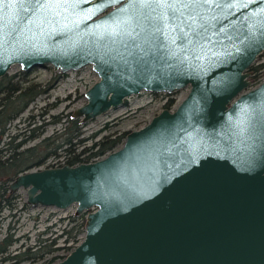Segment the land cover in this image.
Here are the masks:
<instances>
[{"label":"water","instance_id":"95a60500","mask_svg":"<svg viewBox=\"0 0 264 264\" xmlns=\"http://www.w3.org/2000/svg\"><path fill=\"white\" fill-rule=\"evenodd\" d=\"M3 0L0 79L15 65L100 80L73 119L189 89L95 162L31 170L26 204L86 215L56 264H264V0ZM171 7L175 15H169ZM39 8V10H37ZM191 12V15H189Z\"/></svg>","mask_w":264,"mask_h":264},{"label":"rangeland","instance_id":"374dc122","mask_svg":"<svg viewBox=\"0 0 264 264\" xmlns=\"http://www.w3.org/2000/svg\"><path fill=\"white\" fill-rule=\"evenodd\" d=\"M263 62L264 53L253 66ZM21 72L20 66L15 65L8 75L19 76ZM19 79H27L30 84H36L46 89V92L25 113L8 125V134L3 137L0 148L4 149L9 142L14 140V137H17L14 140L15 145L28 140L26 145L19 149L21 152L28 148L38 147L45 139L61 135L66 127V117L73 115L75 110L87 103L85 93L100 80L91 66L64 75H60L59 71H56L52 66H45L34 69L25 78L20 75L17 80ZM252 87L255 86L252 85ZM188 93L189 89H186L173 95L143 92L130 97L124 107L112 110L88 123H82V137L80 138L82 143L72 147V152H65L64 149L58 150L57 155L48 158L44 165L31 170L61 167L67 163L70 156L81 154L83 151L87 152L83 156L86 158L98 150L99 143L101 146L102 142L114 140L125 134L128 136V134L148 126L156 116L167 109L166 106L170 100H173V105L169 110L174 111ZM34 134L38 137L30 139ZM121 147L122 145L118 146L116 150ZM53 150H55V145L46 143L37 152ZM102 158H96L92 162ZM6 182L11 183V181ZM15 195L18 199L14 209H4L0 216V245L9 237L13 241L8 253L4 256L0 254V264H16L15 260L3 262L4 258H15L16 256H20L21 259L27 256L33 257V259L20 264H45L52 259L54 260L52 263L56 264L66 259L84 240L85 230H80V233L77 234V241L66 244L64 242L66 238L63 237L53 245L65 227L67 230L71 229L69 221L72 216H75L76 206L67 211L41 206L34 208L28 205L26 208V191L21 189L15 192ZM83 216L86 220V215ZM77 231H74V235Z\"/></svg>","mask_w":264,"mask_h":264},{"label":"trees","instance_id":"16d2710c","mask_svg":"<svg viewBox=\"0 0 264 264\" xmlns=\"http://www.w3.org/2000/svg\"><path fill=\"white\" fill-rule=\"evenodd\" d=\"M248 71L250 73L252 85H258L263 77L264 62L256 66H251ZM28 74L29 73L21 72L20 75L25 78ZM19 76L6 75L0 79V147L3 137L8 134V125L17 120L46 92V89L36 84H30L27 82V79L17 80ZM172 105L173 100H170L166 108L171 109ZM66 118V127L62 134L55 138L43 140L38 147L28 148L21 152L19 149L23 145H26L28 140L15 145L14 140H16L17 137H14V140L9 142L5 149L0 148V216L4 209L13 210L18 199L15 193L10 192L9 184L6 181L12 182L18 175L31 169L41 167L48 158L57 155L58 150L64 149L65 152H72V147L82 143L80 139L82 137L81 120L73 119L72 115H68ZM36 137L38 136L34 134L30 139H35ZM126 137V134L121 135L114 140L102 142L101 146L99 143L98 150L86 158L83 157L84 154L87 153L86 151H83L81 154H74L68 158L66 165L77 166L83 163H90L96 158H102L115 151L118 146L123 145ZM46 143L55 145V150L38 153L37 150L43 148ZM25 207H28L27 204ZM85 223L86 220L84 216H72L69 221L71 229L67 230V227H65L62 234L57 237L53 245L57 244L58 240L63 237L66 238L64 241L66 244L77 241V234L80 233V230H85ZM74 231H77L75 235ZM12 245L13 241L11 237L6 238L0 245L1 256L7 254L9 247ZM30 259H33V257L27 256L21 259L20 256H16L15 258H4L3 262L15 260L16 264H20ZM34 259H36V257H34ZM53 261L52 259L45 264H54L52 263Z\"/></svg>","mask_w":264,"mask_h":264},{"label":"snow or ice","instance_id":"6c2138e0","mask_svg":"<svg viewBox=\"0 0 264 264\" xmlns=\"http://www.w3.org/2000/svg\"><path fill=\"white\" fill-rule=\"evenodd\" d=\"M46 2H47V0H36V3L39 5V8H42L44 6V3H46ZM157 2L162 3V4L171 5V3H173V0H157ZM196 2H197V0H189V5L196 3ZM205 2H207V0H205ZM0 3H3V0H0ZM189 5H186V7ZM39 8L37 10H39ZM168 14L169 15H175V11L171 7H169ZM189 15H191V12H189Z\"/></svg>","mask_w":264,"mask_h":264},{"label":"built area","instance_id":"2783aa9c","mask_svg":"<svg viewBox=\"0 0 264 264\" xmlns=\"http://www.w3.org/2000/svg\"><path fill=\"white\" fill-rule=\"evenodd\" d=\"M97 161V160H96ZM66 165V164H65ZM64 166V165H63ZM56 167V166H55Z\"/></svg>","mask_w":264,"mask_h":264}]
</instances>
